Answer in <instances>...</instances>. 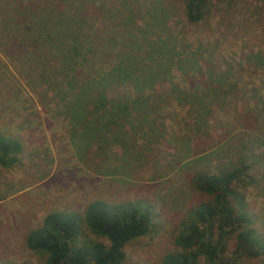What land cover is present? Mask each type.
I'll return each mask as SVG.
<instances>
[{
	"label": "rangeland",
	"instance_id": "rangeland-1",
	"mask_svg": "<svg viewBox=\"0 0 264 264\" xmlns=\"http://www.w3.org/2000/svg\"><path fill=\"white\" fill-rule=\"evenodd\" d=\"M203 13L189 20L185 0H0V133L22 146L0 165V264H45L29 232L97 200L150 205L153 227L126 260L162 264L210 200L194 173L232 164L248 168L245 201L264 235V0H205ZM118 61L151 81L102 83ZM237 240L224 262L264 264Z\"/></svg>",
	"mask_w": 264,
	"mask_h": 264
},
{
	"label": "trees",
	"instance_id": "trees-1",
	"mask_svg": "<svg viewBox=\"0 0 264 264\" xmlns=\"http://www.w3.org/2000/svg\"><path fill=\"white\" fill-rule=\"evenodd\" d=\"M185 2L189 20L203 18L205 0ZM69 42L71 48L77 49L75 40ZM134 71L132 65L118 61L113 71L99 80L102 83L135 81L136 84L151 81L150 76L133 78ZM87 85L85 83L82 89L86 90ZM104 88L98 102L107 99L108 92ZM103 103V109L109 106ZM127 103L125 108H129L130 102ZM21 152L17 139L0 133V165L10 166ZM247 169L246 165L232 164L217 173L203 170L194 173L195 189L210 200L193 208L182 220L175 238L180 249L166 254L162 264H230V261L224 262L222 255L235 234L239 252L264 258V235L252 227L254 221L243 192L252 182L246 176ZM152 227L153 211L144 201L97 200L87 206L83 215L64 210L50 212L29 232L26 243L30 251L46 255L45 264H133L126 260V246L147 235ZM83 230L105 241H81Z\"/></svg>",
	"mask_w": 264,
	"mask_h": 264
}]
</instances>
